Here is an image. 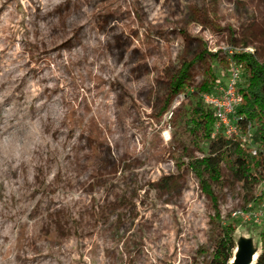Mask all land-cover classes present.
<instances>
[{"label":"rangeland","instance_id":"1","mask_svg":"<svg viewBox=\"0 0 264 264\" xmlns=\"http://www.w3.org/2000/svg\"><path fill=\"white\" fill-rule=\"evenodd\" d=\"M39 1L48 0H0V124L9 126L0 141L35 155L23 174L0 153V264H209L224 223L177 163L180 108L193 100L167 107L169 85L204 49H245L264 62V0H58L70 13L52 22L34 20ZM209 66L228 82L230 68L207 56L193 88ZM44 73L46 93L35 87ZM251 137L240 128L234 139L251 149ZM207 152V143L190 150ZM223 176L219 208L237 222L236 247L260 253L264 183L227 167Z\"/></svg>","mask_w":264,"mask_h":264},{"label":"trees","instance_id":"2","mask_svg":"<svg viewBox=\"0 0 264 264\" xmlns=\"http://www.w3.org/2000/svg\"><path fill=\"white\" fill-rule=\"evenodd\" d=\"M207 56L219 65L230 67V64L242 68V81L239 91L243 96L241 104L235 108L233 117L240 118V124L246 127L252 125L253 144L258 152L253 154L248 145L241 141L215 134L217 119L213 109L207 105L202 95L211 91L219 82L212 66L205 72V77L199 86L192 87L191 73L194 66L206 60ZM179 95L191 98L193 104L189 108H180L178 130L174 137L183 148L176 155L178 165L187 166L197 177L204 194L212 201L215 219L224 223L222 235L218 238L210 253L209 264H230L236 248L235 232L237 222L226 219L219 208L217 189L223 188V168L227 167L246 179L249 185L264 183V62L245 49L230 50L222 56L221 52H212L204 49L190 61H184L178 71L173 74L167 99V107ZM207 143L208 152L200 157L190 153L191 149L202 150ZM186 158V160H184ZM225 219V221H224ZM262 249L255 264H264V233L261 234Z\"/></svg>","mask_w":264,"mask_h":264},{"label":"bare ground","instance_id":"3","mask_svg":"<svg viewBox=\"0 0 264 264\" xmlns=\"http://www.w3.org/2000/svg\"><path fill=\"white\" fill-rule=\"evenodd\" d=\"M85 0H70V4L73 5L74 7H79L82 3H84ZM63 11H67V13H70V9L68 7V2H59L58 0H48L46 2H41L39 1V5H37L35 7V11L33 13V18L35 21H37L38 19H48L52 14L55 13H62ZM73 11V10H72ZM78 17H74V20H78ZM49 22H52L51 19H48ZM47 28V27H46ZM44 28L43 26H40L39 31L40 33H43L45 30H49L52 29V26H49L47 29ZM105 45H108V41L105 40L104 41ZM11 72H13V70H8L6 72V76H8ZM52 76L50 74H41L40 76H38V81L35 82V87H42V92L46 93L48 90V86L44 84L45 81L51 79ZM56 87V85H55ZM3 99L0 100V107L3 104ZM12 115L10 114H6L5 118L6 120L10 119ZM105 115H101L99 116L100 119H104ZM26 116H24L25 118ZM106 118V117H105ZM108 119V118H107ZM19 122L22 123V126L24 127L25 130L29 131V134H34V133H38L39 131L35 128H29V123L25 120L23 121L22 119H19ZM44 124L48 125L47 122H43ZM9 126L6 123H2L0 124V133L3 131H8ZM40 145L37 143L35 146V151H37L39 149ZM1 152H6L8 153L13 161H17L19 162L20 166H22V172L23 174L26 173V167H28L31 162L34 160L35 155L34 154H30L29 159L24 157V153H31L30 149L28 148L27 145L21 146V147H17L15 146V141L13 140V138L7 139L5 141H0V153ZM1 161V160H0ZM49 162L48 159L45 158H41V156L39 158H37V163H36V167L39 169H44L45 165H47ZM241 252L242 249L240 246L236 247L235 249V254L233 256V258L230 261V264H240L241 261ZM253 258L251 260L255 261L258 252L253 251Z\"/></svg>","mask_w":264,"mask_h":264},{"label":"built area","instance_id":"4","mask_svg":"<svg viewBox=\"0 0 264 264\" xmlns=\"http://www.w3.org/2000/svg\"><path fill=\"white\" fill-rule=\"evenodd\" d=\"M229 68L230 78L228 82H218L211 91L204 93L202 98L213 109L217 119L214 135L221 133L226 137L234 138L238 135L240 128H245L249 132H252V125L248 124L246 127H243L240 124V118L232 116L235 108L243 100V96L239 91L243 71L239 65L233 62ZM251 151L253 154H257L258 150L255 145L251 148Z\"/></svg>","mask_w":264,"mask_h":264},{"label":"water","instance_id":"5","mask_svg":"<svg viewBox=\"0 0 264 264\" xmlns=\"http://www.w3.org/2000/svg\"><path fill=\"white\" fill-rule=\"evenodd\" d=\"M258 256H259V253L257 254V257H256L255 261H253V260H251L253 258L252 251L251 252L249 251L246 255H244L243 252H241L240 264H255L256 261H257Z\"/></svg>","mask_w":264,"mask_h":264}]
</instances>
